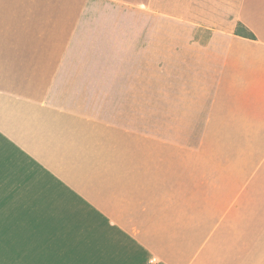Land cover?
<instances>
[{
	"label": "crops",
	"instance_id": "0c3cea01",
	"mask_svg": "<svg viewBox=\"0 0 264 264\" xmlns=\"http://www.w3.org/2000/svg\"><path fill=\"white\" fill-rule=\"evenodd\" d=\"M148 6L151 45L158 33L167 39L181 33L185 40L173 53L181 57L174 69L181 79L168 81L166 110L160 117L151 113L161 122L150 134L202 138L196 144H136L142 158L107 163L97 236L101 259L8 264H264V249L254 256L248 220L238 223L240 215H256L264 226V0H148ZM29 8L22 13L14 0H0V56L11 54L21 40L45 55V39L18 31L32 28L27 20L40 19ZM15 16L21 23L16 28ZM49 18L56 19L55 10ZM238 24L255 38L236 33ZM78 39L75 15L51 68L57 74L50 88L60 86L61 73L78 67ZM49 50L54 57L55 49ZM14 97L0 86V119L10 134L16 118L37 120L14 107ZM206 137H212L209 143ZM159 148H166L165 159L156 158ZM249 224L251 233L253 219Z\"/></svg>",
	"mask_w": 264,
	"mask_h": 264
},
{
	"label": "rangeland",
	"instance_id": "374dc122",
	"mask_svg": "<svg viewBox=\"0 0 264 264\" xmlns=\"http://www.w3.org/2000/svg\"><path fill=\"white\" fill-rule=\"evenodd\" d=\"M26 6L40 19L27 20L32 28L18 31L45 39L47 50L39 54L21 40L11 54L0 56V86L13 91L14 107L37 119L16 118L14 134L0 119V264L101 259L97 236L107 163L136 154L142 158L136 144H196L202 138L150 134L161 122L151 113L160 117L166 110L168 81L181 79L180 70H174L181 57L173 53L185 40L181 33L171 32L168 39L158 33L151 45L148 0H14L15 10L24 13ZM75 15L78 67L61 73L60 86L50 88L57 74L51 68L64 51ZM17 17L15 28L21 24ZM165 149L159 148L156 158L165 159ZM245 219L256 256L264 249L262 216L240 215L238 223Z\"/></svg>",
	"mask_w": 264,
	"mask_h": 264
},
{
	"label": "trees",
	"instance_id": "16d2710c",
	"mask_svg": "<svg viewBox=\"0 0 264 264\" xmlns=\"http://www.w3.org/2000/svg\"><path fill=\"white\" fill-rule=\"evenodd\" d=\"M236 33L249 36L250 38H255V35L252 32L247 31V29L242 24H238Z\"/></svg>",
	"mask_w": 264,
	"mask_h": 264
},
{
	"label": "built area",
	"instance_id": "2783aa9c",
	"mask_svg": "<svg viewBox=\"0 0 264 264\" xmlns=\"http://www.w3.org/2000/svg\"><path fill=\"white\" fill-rule=\"evenodd\" d=\"M153 262V261H152ZM154 264V263H153Z\"/></svg>",
	"mask_w": 264,
	"mask_h": 264
}]
</instances>
